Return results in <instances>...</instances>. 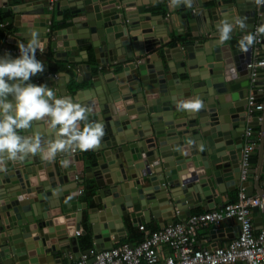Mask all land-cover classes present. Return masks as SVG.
<instances>
[{
    "label": "water",
    "instance_id": "water-1",
    "mask_svg": "<svg viewBox=\"0 0 264 264\" xmlns=\"http://www.w3.org/2000/svg\"><path fill=\"white\" fill-rule=\"evenodd\" d=\"M19 1L0 4L13 14L17 28L12 41L16 49L0 47V55L18 56L19 45L38 33L39 47L53 49L55 58L89 62L79 70L89 71L86 79L91 87L72 95L65 88L64 75L50 76L45 63L31 82L90 107V118L104 125V136L91 149L93 159L83 172L82 166L74 167V162L83 161V153L75 149L59 153L43 168L38 156L0 164L6 168L0 172V264H51L56 259L63 264L69 245L57 249L56 244L68 239L66 222L74 221L75 228H81L83 210L88 209L78 193L83 181L79 175L93 178L97 188V206L87 214L95 252L119 240L126 215L134 224L147 216L161 220L168 210L182 213L187 204L193 205L191 201L225 192L226 182L235 189L245 129L259 125L258 116L248 119L249 87L264 84V73L258 81L247 68L253 45L241 51L239 41L255 25H264V6L254 0H191V6L183 2L173 6L172 0H56V25L65 26L50 29L45 9L51 0H38V5ZM168 4L183 10L177 19L185 20L191 35L179 33L181 37L167 42L175 47L158 54L156 46L167 41L168 33L157 34L156 26L162 23L150 21L158 15L164 19V10L152 12ZM64 10L68 14L63 15ZM225 19H243L246 27L236 25L231 39L219 43L217 25ZM163 24L168 32L167 20ZM259 45L264 49V36ZM92 62L98 65L94 74ZM195 98L203 103L198 111L178 109V103ZM260 126L253 135L259 136L258 151L263 156L264 119ZM34 130L45 132L42 125ZM29 159L38 166H25ZM21 164L24 168H19ZM247 183V194H252L255 183L264 194V170Z\"/></svg>",
    "mask_w": 264,
    "mask_h": 264
},
{
    "label": "clouds",
    "instance_id": "clouds-1",
    "mask_svg": "<svg viewBox=\"0 0 264 264\" xmlns=\"http://www.w3.org/2000/svg\"><path fill=\"white\" fill-rule=\"evenodd\" d=\"M181 2L191 6V0H172L173 6ZM254 2L264 6V0ZM236 25L246 27L243 19L218 24V42L229 41ZM260 36H264V25L240 39V50L247 51ZM39 46V34L33 33L27 44L19 45L18 56L0 55V164L31 156L54 161L59 153L92 149L104 136V125L90 118V107L65 95L57 97L47 85L31 82L32 76L44 70L36 57ZM177 107L195 112L203 103L195 98ZM37 125L44 127V134L34 130ZM5 171L0 167V172Z\"/></svg>",
    "mask_w": 264,
    "mask_h": 264
},
{
    "label": "crops",
    "instance_id": "crops-1",
    "mask_svg": "<svg viewBox=\"0 0 264 264\" xmlns=\"http://www.w3.org/2000/svg\"><path fill=\"white\" fill-rule=\"evenodd\" d=\"M44 3H46V0H42ZM52 1V5L48 8L45 9L46 13L50 14V24H49V28H62L64 27L63 25L57 26L56 23L59 22L56 20V16H57V9L55 6V2L56 0H51ZM2 0H0V4H1ZM9 4H19L20 1L19 0H8ZM37 2H39L38 0H32L33 4H37ZM142 2V0H141ZM11 4V5H12ZM38 5V4H37ZM40 6V5H39ZM159 6V5H158ZM9 9H11L10 5L7 6ZM0 9H2V7L0 6ZM160 10L163 11L164 10V19H161V17L158 15L156 16L155 20H151L150 24L153 25V23H157L160 22L162 24H159L158 26H156V33L160 34V35H166L168 33V37H167V41H163V43L160 46H156V52L158 54H161L164 49H167L169 47L174 48L175 46H172L171 44L167 43L169 40L174 39V38H179L181 36H179V33H183L184 36H190L191 35V30L189 25H186V22L184 19H182L181 21L177 19L179 13L181 11H183L182 9L179 10H174L173 7L171 6V4L168 5H164L161 6L159 8V10L153 11V14H159ZM68 10H64L63 11V15H65V13L68 14ZM12 14V13H11ZM13 15V14H12ZM166 16H168V18H165ZM67 17L65 16L64 19H66ZM160 19V20H158ZM167 20V23L169 25V29L168 32L167 28L164 26L163 21ZM183 23L184 28L181 26L180 22ZM55 24L56 26L52 27L51 25ZM4 35H2L0 33V47L1 48H8V49H16V45L13 43L14 41H16L15 37H14V33L17 31V28L14 26V23L12 22V18H7L4 21ZM159 27H162V29L160 30ZM1 32V30H0ZM183 37V36H182ZM159 40V39H158ZM13 41V42H12ZM75 52V53H74ZM156 52L152 51L151 54H155ZM55 51L51 48H48L45 52H43L42 54L39 55L40 59L43 61V64L45 63L47 65L48 68V73H58V74H62L64 75V78L66 80L65 83V88L68 89L69 91V95L74 94V92L76 90H79L81 88H87V87H91V80L90 79H86L88 77L89 71H81L79 70V67H81L82 69L85 67H83V65H87L88 63L84 62V61H80V62H69L67 59L66 60H62V59H57L54 57ZM74 55H77L76 51H73ZM150 54V53H149ZM68 56H70V53L68 54ZM92 55H91V59L90 61H93L92 59ZM165 57V56H164ZM79 58L76 56V59ZM264 58V49H259V54H256L253 51V56L252 59H261ZM61 64V65H58ZM53 65L57 66L56 71H53ZM92 68H93V73H95L96 70H98V65H96V63L92 62ZM107 69V68H106ZM262 73H264V67L259 69V72L257 74L256 79L258 81L262 80L263 78L261 77ZM183 78V76H182ZM81 81H78L80 80ZM260 84V82H258ZM251 91V92H250ZM255 95L253 94V96H255V100L258 103H262L264 105V84L261 85L260 87H255V86H250L249 87V92L251 95L253 92H255ZM85 97H87L86 95H83V98L85 99ZM248 113V112H247ZM254 116H258L259 117V125H253V129L254 131H258L261 129L260 123H262L263 119H264V108L263 110H258V111H253L251 112V115L248 114V119L251 120L252 117ZM252 141H255V148L252 151L250 158H249V176L247 178V181H250V183H247V186L249 184H251V181H253V179H255V174H258V171L264 170V155L262 156L261 152L258 151V147H260L259 144V136H252L250 138ZM244 143H246V141L244 140ZM98 146V145H97ZM75 151L72 150V153H74ZM80 152V150H79ZM83 153V161H77L74 162V167L76 168H81L82 166V172H83V168L84 167H88L91 164V161L93 159V155H94V151L90 150H86V151H81ZM263 157V158H262ZM32 161V160H31ZM29 159V162H25V166L26 165H30V168H35L38 166V162H31ZM240 161V160H239ZM51 161H46L43 160L40 163L41 168L44 167V165L47 163H49ZM14 163H19V162H14ZM28 163V164H26ZM24 165L21 164L19 166V168H24ZM35 165V166H34ZM52 167V166H50ZM49 169H52L50 168ZM39 168L40 170L39 173L42 175V177L45 176V172L43 169ZM90 172V169L87 170V173ZM84 174V173H83ZM84 175H79L78 179H83L82 182H80L78 184V193L82 195V200L81 202H85L87 203L88 209L87 210H83V216H82V221H81V228L80 229H76L74 224V221H68L66 222V230L68 231V239L66 241L63 242H58L56 244V248L58 249V247L62 244L64 246L69 245L68 247V254L66 255V257L64 259H62L63 264H67L70 261H73L75 259H77L78 257H80V254H84L86 253V250L88 249H92L91 253H95V240L93 239V233L91 232V230L89 229L90 224L89 221L87 219V214L90 212V209L94 208L97 206V203L94 202V197L97 194V188H96V184H95V180L93 178H84ZM90 184L91 185V190H92V197L87 198V195H85V185ZM228 189H226L225 192H221L218 191L216 195L212 196L209 200H202L200 202H197L196 199L194 201H191L190 203H192V206H189V204H187L185 206V211H179L178 209H174V211H166L165 216H161V220H158V218H156L155 216H152L149 218V216H147V218L145 219L144 217L141 218V222L140 223H133L132 220L130 219L129 215H126V219H127V223H125L124 225V233L121 234L120 232V237L119 240L117 241H113L112 242V246L115 245H120L122 243H137L138 241L142 240L147 232H151L157 229L162 228L163 226L168 225L171 222H176L179 221L183 218H187V216L193 215V214H198V213H203L206 211H210L212 209H220L221 207L229 204V203H236L239 201V197H238V186L235 187V189H229L231 188L233 185V183L230 182H226ZM261 188L264 189V185L261 186ZM260 189L258 188V185L255 183L252 185L251 187V196H255L260 194ZM250 196V194H247ZM131 210V209H130ZM256 215V213H255ZM182 216V217H180ZM256 221H254V227L256 230H260L261 228H264V214H262L261 217L256 216L255 217ZM69 223V224H68ZM143 225L144 229H140V226ZM237 223L233 220H224L222 221L220 224H210L209 226L206 227H200L197 230V239H198V243L199 245L203 246V247H208V246H212L214 244L217 245H223L224 243L229 242V240L232 238V236H234L237 232ZM79 230L80 231V235H75V231ZM113 239V236H111V240ZM33 246V245H31ZM160 252L162 254V256H165L169 253V249L166 246H163L160 248ZM64 252L60 251L59 254L62 255ZM50 258V257H49ZM58 259L51 261V264H59L56 263ZM31 264V263H30ZM38 264V263H36ZM235 264V263H234Z\"/></svg>",
    "mask_w": 264,
    "mask_h": 264
},
{
    "label": "built area",
    "instance_id": "built-area-1",
    "mask_svg": "<svg viewBox=\"0 0 264 264\" xmlns=\"http://www.w3.org/2000/svg\"><path fill=\"white\" fill-rule=\"evenodd\" d=\"M3 25L1 23L0 28ZM258 27L255 25L251 33L254 34ZM262 40L263 36H260L253 44V51L256 54H259V44ZM43 52H45L43 47L36 51V57L40 61L42 60L39 55ZM263 67L264 58L251 59L247 63L251 77L257 76L259 69ZM49 75L57 77V73ZM263 108L264 105L258 103L255 96L249 95L247 99L249 115ZM253 132L252 125L247 126L244 132L243 139L246 143L241 149L239 161L238 202L171 222L160 229L147 232L142 240L134 244L122 243L103 248L94 254L86 252L67 264H264V228L256 230L254 227L255 217L264 214V194L249 196L246 192L249 158L255 148V141L250 139ZM224 220H233L238 226L236 234L229 242L208 247L199 245L196 235L198 228L220 224ZM140 229L143 230L144 226L141 225ZM75 235H80V231L76 230ZM163 246L169 249L165 256L160 252Z\"/></svg>",
    "mask_w": 264,
    "mask_h": 264
},
{
    "label": "trees",
    "instance_id": "trees-1",
    "mask_svg": "<svg viewBox=\"0 0 264 264\" xmlns=\"http://www.w3.org/2000/svg\"><path fill=\"white\" fill-rule=\"evenodd\" d=\"M11 15H12V14H11L10 11H3V10L0 9V24H1V23L4 24V21H5L7 18H10ZM4 26H5V25H3V27L0 28V30H1L0 33H1L2 35H4V31H2V30H4ZM58 65H61V64H58ZM52 67H53V69H52L53 71H56L57 69H59V68H57V66H55V65H53ZM85 195H87V198L92 197V190H91V185H90V184L85 185Z\"/></svg>",
    "mask_w": 264,
    "mask_h": 264
}]
</instances>
